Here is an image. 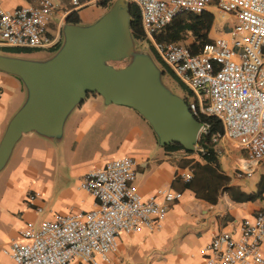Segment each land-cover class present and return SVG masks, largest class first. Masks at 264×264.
<instances>
[{
	"label": "built area",
	"instance_id": "built-area-1",
	"mask_svg": "<svg viewBox=\"0 0 264 264\" xmlns=\"http://www.w3.org/2000/svg\"><path fill=\"white\" fill-rule=\"evenodd\" d=\"M72 9L103 0H69ZM140 10L145 37L159 57L187 87L190 111L203 124L200 137L217 144L226 137L236 143L252 163L264 160V0H131ZM216 6L231 15L229 36L218 35L200 50L182 42H160L155 35L174 18L202 13ZM54 0H37L10 11L0 0V48L54 49L63 43L61 30L52 32ZM191 98V99H190ZM218 118L223 132H211ZM252 166L243 173L250 174ZM190 179L192 175H186ZM82 187L96 200L91 209L58 213L39 225L28 221L20 236L2 247L0 264H103L111 260L121 233L160 228L172 202L182 191L160 187L144 196L137 183L133 156L108 159L83 176ZM34 191L26 200L37 211ZM264 207L241 223V235L222 231L209 243L206 264H264Z\"/></svg>",
	"mask_w": 264,
	"mask_h": 264
},
{
	"label": "crops",
	"instance_id": "crops-1",
	"mask_svg": "<svg viewBox=\"0 0 264 264\" xmlns=\"http://www.w3.org/2000/svg\"><path fill=\"white\" fill-rule=\"evenodd\" d=\"M54 1L52 32L62 31L68 22L94 23L115 0L79 9H72L69 0ZM1 2L12 11L37 0ZM224 35L229 36V30ZM197 44L190 46L196 50ZM8 49L0 48V54L27 57L22 54L29 52ZM28 95L20 76L0 68V143ZM215 145L220 167L216 174L206 175V160L198 151L166 149L139 111L89 93L69 112L60 135L24 132L0 169V258L6 259L3 245L18 238L28 221L39 225L58 213L95 207V197L82 187L83 176L108 159L131 155L144 196L167 186L183 194L171 203L160 228L121 233L111 260L103 264H206L207 247L215 235L229 231L240 237L243 219L264 207V160L252 163L226 137ZM249 165L252 172L241 175ZM189 173L192 177L187 179ZM219 175L226 177L221 181ZM29 191L37 193L43 211L28 204ZM261 248L264 253V238Z\"/></svg>",
	"mask_w": 264,
	"mask_h": 264
},
{
	"label": "water",
	"instance_id": "water-1",
	"mask_svg": "<svg viewBox=\"0 0 264 264\" xmlns=\"http://www.w3.org/2000/svg\"><path fill=\"white\" fill-rule=\"evenodd\" d=\"M63 43L46 59L0 54V68L21 77L28 99L13 116L0 143V169L24 132L58 136L69 112L89 93L139 111L162 145L196 150L203 124L184 97L163 80L164 69L136 47L131 0H115L94 23H65ZM130 59L125 65L115 63Z\"/></svg>",
	"mask_w": 264,
	"mask_h": 264
},
{
	"label": "trees",
	"instance_id": "trees-1",
	"mask_svg": "<svg viewBox=\"0 0 264 264\" xmlns=\"http://www.w3.org/2000/svg\"><path fill=\"white\" fill-rule=\"evenodd\" d=\"M215 21V15L212 11L206 10L202 13H186L174 18L170 23H168L164 28H162L156 35L155 38L160 42H180L185 34L189 31L193 32L197 36L198 44L197 49L193 51L200 50V47L210 41L208 38V31L211 29ZM131 29L136 38H145L144 28L141 20V14L139 7L135 4H131ZM196 45V44H195ZM8 50L21 52V51H30V48H19L14 47ZM166 64V63H165ZM167 65V64H166ZM168 66V65H167ZM169 71L173 74L172 69L168 66ZM211 123V132H223L222 121L218 118L212 117L208 119H203ZM166 149L177 150L183 149L186 152L198 151L202 157L206 160V175L216 174L218 167H220L219 162V153L216 148L215 143L210 140V137H200L197 142L196 150H187L179 143H169L164 145ZM219 175V178L222 179L226 176ZM208 180L206 178L204 182Z\"/></svg>",
	"mask_w": 264,
	"mask_h": 264
},
{
	"label": "rangeland",
	"instance_id": "rangeland-1",
	"mask_svg": "<svg viewBox=\"0 0 264 264\" xmlns=\"http://www.w3.org/2000/svg\"><path fill=\"white\" fill-rule=\"evenodd\" d=\"M209 11H212L215 15V21L211 26V29L208 31V38L212 39L218 35L224 34L226 30H230L231 26L234 23V19L231 15H228L218 9L216 6H211ZM136 47L141 51H148L152 55L158 65L164 69L163 73V80L164 82L177 94L181 95L182 97H190L189 91L187 87L177 78V76L169 71L168 66L165 62L159 57L152 41L145 37L143 38H136ZM190 46L191 43H198L197 36L191 31H189L183 39L180 41ZM54 49H31L29 52L22 54L27 56V58H38V59H46L53 55ZM130 59H125L115 64L118 66L125 65ZM191 99V98H190Z\"/></svg>",
	"mask_w": 264,
	"mask_h": 264
}]
</instances>
